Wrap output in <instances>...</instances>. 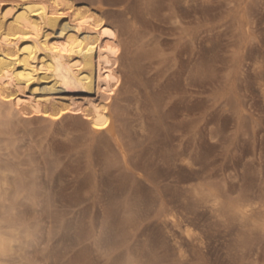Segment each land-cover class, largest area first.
Masks as SVG:
<instances>
[{
	"label": "rangeland",
	"instance_id": "obj_1",
	"mask_svg": "<svg viewBox=\"0 0 264 264\" xmlns=\"http://www.w3.org/2000/svg\"><path fill=\"white\" fill-rule=\"evenodd\" d=\"M70 1L99 12L117 33L112 133H91L76 113L51 120L1 111L0 167L14 170L22 190L14 198L13 184L0 201V234L14 250L0 261L264 264L263 234L214 217L186 192L197 175L224 202L264 206V0ZM49 77L36 72L27 93L51 89ZM56 89L79 102L96 97L80 87ZM140 168L154 174L157 190L134 181ZM160 201L170 216L149 214ZM144 203L143 213H130Z\"/></svg>",
	"mask_w": 264,
	"mask_h": 264
},
{
	"label": "bare ground",
	"instance_id": "obj_2",
	"mask_svg": "<svg viewBox=\"0 0 264 264\" xmlns=\"http://www.w3.org/2000/svg\"><path fill=\"white\" fill-rule=\"evenodd\" d=\"M87 6L85 5L76 6L70 0H0V115H1V111L3 110L8 117H11L15 114L24 116L30 113H35L37 115L40 114L42 116H45L51 120L53 119L56 120L67 113H76L82 115V117L88 122L91 133L97 134L103 132L104 130H107L110 133H112V129L110 126L111 123H110V112H109V102H110L109 100H111V96L114 94V90L120 81L119 80L120 76L118 75L117 72L118 67L116 68L117 62H119L117 61V59H119L118 54L120 50L119 47L120 43L117 40V35H116L117 33H115L116 31L114 32L110 27H108L109 24L107 22H106L107 24L104 22L105 20H103L104 19L102 18L103 16H101V14H99V12H97L96 10L89 8ZM36 72H43L44 78L47 76H50L49 78L52 77V79L55 80V83L53 82L54 84L51 89H47V90L32 89L29 91V93H27L28 88L34 79V74ZM57 85H68L70 86V88L71 86L80 87L83 91H85V93L88 94L94 93L96 97L94 99L90 97L84 98L80 102L75 101V99L73 100L71 98H62L57 95L56 92ZM112 138H113V134H112ZM117 149L119 151L118 152L120 156L119 158H121V161L126 166V169L132 170L130 168L132 164L131 166H129L127 159L128 156L125 150L122 147H118ZM114 157L116 158V156ZM145 161L148 164V161L147 160ZM141 164L143 165V163ZM147 164L146 165L144 164L145 168L148 167ZM141 168L140 170L143 172V174L141 171L137 172L136 170L135 172L137 173L136 174L137 177L134 181L138 185H141L150 191L157 190L156 178L153 176L154 174L153 173H152L153 175L147 174L148 172L146 173V169H141ZM149 168L150 171H152L151 170L152 168L148 167V169ZM154 171L156 172V170ZM157 173L158 172H156V174ZM196 176L197 175H195V178L193 180L194 181L196 180L197 182L195 181L194 185L191 184L192 186L186 189L187 194L189 193L191 199H193L194 203H196L195 204L196 206H200L201 208L204 207L205 208L204 210L208 209L210 211L209 213H211V215L213 214L214 217L216 216L222 219L226 217V219L228 218V220H231L232 222L235 221V223L239 221L241 226L246 228L248 232L258 231L261 233V235L262 234L264 235V206H261L258 209H253L252 208L253 206H251V204L246 202L239 203V202L225 201L226 202L225 203L222 199L223 195L220 194L221 195L220 196L217 190L213 186L207 184L208 182L207 183L201 182L200 177H196ZM158 182L160 183V181ZM183 183H185V180ZM13 184H14L13 194L15 195L14 198H16V196H18L20 191L22 190V185L19 182H16V175L13 169H10L8 167H0V201L7 199L9 195L8 193L11 190V185L13 186ZM126 184L128 186V183H125L124 185ZM132 187L133 186L131 185L129 188L132 189ZM119 189H121V187ZM126 190L127 189L123 190L124 194ZM128 191L130 192V190ZM229 195H227V197ZM224 196L226 197V195ZM145 197L144 199L147 198ZM261 197L263 196L261 195ZM149 198L146 199L148 200V203L151 202ZM171 202L174 203L173 201ZM145 203L142 204L141 206L137 205L136 206L137 210L134 209L135 211H133L132 209L130 213L133 214L135 217L139 213L141 212L143 213L144 208L145 207L147 208ZM158 205H159V210L155 209L156 211L154 210L153 212L149 213L151 214V216L152 215L160 216V217L170 216L168 210L165 209V207L168 205L167 201H160ZM190 206L191 205H189V207ZM141 207L143 208L141 209ZM200 207L198 208V210L200 209ZM145 212L148 213L147 211ZM117 214H120V212L119 213L117 212ZM211 220L213 219L211 218ZM227 222L225 224H227ZM230 227L231 226L229 225V228ZM241 229L243 228L241 227ZM186 233L189 234L190 232L186 231ZM193 240L195 242L197 239L196 240L193 239ZM180 248L182 247L180 246ZM178 249L176 248L177 251ZM12 250H13V241H8L7 239L4 238L3 235L0 234V258L2 259L9 256L12 253ZM179 252L180 251H178V253ZM0 264H4V262L0 261Z\"/></svg>",
	"mask_w": 264,
	"mask_h": 264
}]
</instances>
